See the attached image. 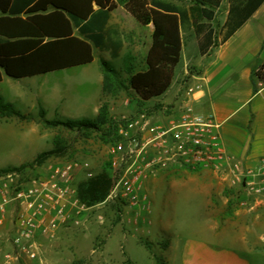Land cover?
I'll list each match as a JSON object with an SVG mask.
<instances>
[{
  "label": "crops",
  "instance_id": "crops-1",
  "mask_svg": "<svg viewBox=\"0 0 264 264\" xmlns=\"http://www.w3.org/2000/svg\"><path fill=\"white\" fill-rule=\"evenodd\" d=\"M160 1L172 4L166 0ZM245 4L246 0H220L218 6L212 8L213 19L200 22L205 25V29L199 36L189 22L180 26L179 60L173 69L171 83L160 97L147 103L163 105L161 111L149 114L153 122H165L166 119L177 117L186 101L197 113L212 116L218 126L223 150L240 160L243 168L253 170L264 168V84L254 77L258 66L264 65V0L247 19L244 18L250 11L245 10ZM172 5L188 10L191 3L189 6ZM115 6L108 13L102 29L103 43L109 45L110 50L100 48L99 41L97 47L93 46L91 41L81 35L78 28L86 20L79 21L77 26L71 24L72 36L90 44L92 61L37 73L43 68L44 60L51 61L52 54L43 50L42 46L55 40L59 33L57 18L52 16L54 8L49 0H9L8 12H0V56L9 58L12 70L24 71L26 75L12 77L0 68V87L6 86L0 93V99L23 114L36 115L39 105L42 107L45 103H56L60 99L57 83L49 81L51 75L94 66L100 85L91 116L95 118L103 96L100 60L110 65L114 61H122L126 50L122 23L139 24L123 4L115 1ZM147 6L153 8L150 4ZM93 10H97L94 4ZM143 27L149 33L148 51L154 27L152 23ZM210 31L212 34L207 41V32ZM124 69L125 66L120 65L116 70ZM254 85L257 87L256 92ZM167 106L169 109L165 112ZM80 109H85V106ZM11 125L14 127L0 129L1 132L13 135L31 130L34 138L29 139V149L42 139L36 125ZM175 171L169 169L159 173L149 182L152 191L159 190L160 183L170 172ZM206 173L217 180L213 174ZM208 213H212V210ZM229 215L232 222L226 230H219V224L213 218L204 219L207 240L170 241L163 252L166 264H264V207L254 210L237 208L231 210ZM9 231L8 222L1 231L3 240ZM220 241H227V247L221 246ZM0 244V251L9 249L7 244Z\"/></svg>",
  "mask_w": 264,
  "mask_h": 264
},
{
  "label": "rangeland",
  "instance_id": "rangeland-1",
  "mask_svg": "<svg viewBox=\"0 0 264 264\" xmlns=\"http://www.w3.org/2000/svg\"><path fill=\"white\" fill-rule=\"evenodd\" d=\"M166 1L189 6L196 0ZM122 32L125 55L122 61L112 62L111 67L117 69L130 63L135 70H142L150 41L148 30L135 22H127L122 23ZM51 76L49 81L57 83L60 99L56 103L39 105L45 118L76 120L88 116L90 118L86 119H94L91 116L100 87L95 67L71 69ZM5 89L6 86H1L0 93ZM103 104L107 105L108 115L115 121L122 116L131 117L139 112L151 114L163 108L161 103L140 101L131 90L120 91L116 95L103 93L99 108ZM82 106L85 109L81 110ZM165 109L167 112L169 107ZM25 114L30 117L27 121L0 119V129L14 127L11 124H33L40 130L42 139L29 149V139L34 138L31 130L13 135L0 130V170L31 162L42 152L60 149V153L52 155L42 165L23 170L24 178L42 173L49 163L73 158L88 161L96 174L101 171L108 159L110 143L102 140L100 132L47 128L40 123L38 113ZM151 188L148 186L151 201L149 223L143 224L140 229L135 231L127 226L124 209L120 204L109 201L105 207L92 212L83 227L62 230L51 241L41 240V262L27 261L22 264H166L163 252L170 241L207 240L204 219L213 218L218 222L219 230H226L232 222L229 212L237 209L239 187H229L205 172L176 170L160 183L159 190L153 192ZM209 210L212 213H208ZM98 215L103 217L102 221L97 219ZM219 243L224 247L228 245L227 241ZM1 258L2 252L0 263Z\"/></svg>",
  "mask_w": 264,
  "mask_h": 264
},
{
  "label": "built area",
  "instance_id": "built-area-1",
  "mask_svg": "<svg viewBox=\"0 0 264 264\" xmlns=\"http://www.w3.org/2000/svg\"><path fill=\"white\" fill-rule=\"evenodd\" d=\"M257 71L264 84V65ZM116 123L115 139L107 148L116 178L102 203L87 206L78 197V184L96 175L86 160L55 161L28 179L21 171L0 175V243L9 246L0 251L1 264L41 262V240L83 227L92 212L109 201L124 209L127 226L140 229L151 213L149 182L169 169L209 172L221 183L239 187L237 208L264 207V168L245 169L228 155L212 116L197 113L188 101L177 117L165 122H153L139 112ZM8 222L10 231L3 240L1 231Z\"/></svg>",
  "mask_w": 264,
  "mask_h": 264
},
{
  "label": "trees",
  "instance_id": "trees-1",
  "mask_svg": "<svg viewBox=\"0 0 264 264\" xmlns=\"http://www.w3.org/2000/svg\"><path fill=\"white\" fill-rule=\"evenodd\" d=\"M115 1L123 4L124 8L140 25L146 26L152 23L154 30L151 35V45L145 54L142 70H135L128 63L123 71H117L108 62L100 60L103 75V93L116 95L120 91L131 90L140 101L147 102L160 97L171 83L173 69L179 60L181 47L180 26L189 22L196 35L199 36L205 29V25L200 22L213 19L212 8H216L220 0H196L191 3L188 10L160 0H49L54 8L52 16L57 18L59 33L55 40L42 46L43 50H48L47 52L52 54L51 61L44 60L43 68L37 73L84 65L92 61L93 55L90 44L72 36L71 24L77 26L79 21L86 20L85 24L78 28L81 35L91 41L93 46L97 47L99 41L101 42L100 48L110 50L111 47L103 43L102 29L106 23L108 13L116 7ZM262 1L246 0L245 10L248 9L250 12H247L244 19H247ZM8 3L9 0L0 1V12H8ZM93 4L97 6V10H93ZM148 4L154 9L148 8ZM86 30H89V32L85 33ZM211 34V31L207 32V41ZM9 64V58L0 56V68L4 69L7 75L12 77L26 75L24 71L12 70ZM254 77L263 82L259 71L254 72ZM256 91L257 87L254 85V92ZM38 116L40 123L47 128L61 127L69 131L100 132V136L105 143L113 142L116 136L117 123L108 115L106 104L100 106L94 119L48 120L45 118L44 110L41 107H39ZM29 118L27 114L19 112L11 104L0 99V119L27 121ZM58 153H60V149L42 152L31 162L17 167H7L0 170V174L11 171L22 172L26 168L40 166L49 157ZM115 178L116 174L109 159H107L98 174L78 184L77 192L80 201L87 206L104 202L109 195Z\"/></svg>",
  "mask_w": 264,
  "mask_h": 264
}]
</instances>
